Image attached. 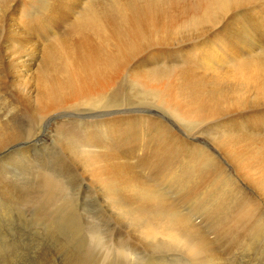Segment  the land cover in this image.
Returning a JSON list of instances; mask_svg holds the SVG:
<instances>
[{"label": "bare ground", "instance_id": "obj_1", "mask_svg": "<svg viewBox=\"0 0 264 264\" xmlns=\"http://www.w3.org/2000/svg\"><path fill=\"white\" fill-rule=\"evenodd\" d=\"M9 1L0 5L1 30L20 0ZM92 2L54 0L34 17L22 8L10 35H2L9 69L0 70V87L15 78L37 103L26 104L32 116L25 135L14 124L0 126V148L19 141L9 154H22L21 163L29 161L26 172L34 167L51 195L60 194V158L68 170H81L83 179H93L96 199H104L102 210L109 207L129 221L145 244L162 253L173 247L196 264H233L236 251L227 263L220 249L230 247L217 241L227 237L250 255L247 262L262 263L263 205L222 159L191 139L210 138L243 185L264 201V0H115L109 13ZM15 49L22 50L17 57ZM31 55L32 63L23 64ZM123 74L130 79L128 92L116 98L109 90ZM0 99L11 106L4 94ZM133 105L161 109L168 117L119 114L118 107ZM63 117L88 123L84 146L61 133L48 145L38 141L33 151L53 155L41 162L42 172L32 165V153L17 145L31 146L34 119L45 124L46 134ZM176 124L186 133L173 130ZM64 151L72 161L62 157ZM7 180L2 194L10 190ZM33 181L28 189L43 191ZM159 255L149 257L155 264L179 262Z\"/></svg>", "mask_w": 264, "mask_h": 264}, {"label": "rangeland", "instance_id": "obj_2", "mask_svg": "<svg viewBox=\"0 0 264 264\" xmlns=\"http://www.w3.org/2000/svg\"><path fill=\"white\" fill-rule=\"evenodd\" d=\"M8 1L9 0H7V2L5 1L6 3H3V1L0 0V5H9L10 1ZM31 1L34 3L31 4ZM95 1L100 2L101 4L103 3L104 12L106 13L112 12L114 9L112 2L115 0H105V2L104 0H91L92 3H96ZM126 1L131 2L132 4H134V2L137 3V0ZM142 1L144 0H141V2ZM53 2L54 0H20L15 8H13V14L9 17L8 24H6L7 26L5 25L3 30H1L2 28L0 29V41L3 37L2 35H10L9 26L12 29L13 23L16 19L15 17L20 16L22 8L28 7V15L34 17L37 13H45L43 11H47L46 9L51 7ZM30 4L32 6H29ZM4 6L1 5V8H4ZM49 17L50 16H47V18ZM38 39L39 38H37V40ZM1 44L2 43L0 42V70L4 71L5 69L6 71L9 69L7 55L6 52L4 53V51H6V46ZM15 50L12 53L13 55H20L18 51L22 53V50L20 49L16 50L17 52ZM32 55L31 57H26L23 64H31ZM35 55L40 56L41 52L38 51ZM14 57H17V55ZM5 63L7 65H5ZM23 64H21L20 70L24 69L25 71L26 67L23 66ZM122 76L117 79L114 86L109 90V93L116 98H120L130 85V79L128 76L125 74ZM17 82V79L11 78L5 82L4 88L0 87L2 89V92L0 89V94H4V96L11 101V106H8V104L5 103L0 105V126L7 125L6 127L11 129V126L14 127V124L16 125L14 128L18 131L16 132L21 134L19 136H23L29 129L27 126L29 124V116H32L29 110L31 107H28H34L37 100H35L34 97L28 98L27 96H24L26 95L25 90L27 89H23V86L19 84L20 82ZM27 100L30 102L27 103ZM32 101L34 102V106L33 104L31 105V103H33ZM16 104L18 105L16 106ZM138 107V105H133L118 107L117 109H120L121 113L119 114H121V116L123 114L153 115L152 117L159 118L163 121L168 117V114L161 109H148L151 107L147 108V106ZM21 109H24L27 114ZM21 112H24V115H21L23 114ZM86 118L88 121L93 119L89 116ZM73 120V117H63L62 120H60L62 122L58 120L59 122H56L55 126L51 128L52 130L45 134V124L37 123L38 121L34 119L35 122L31 125L30 129V139L32 140V142H30V144L32 143L31 146L28 148L25 145L18 144L17 147L19 146L18 148L22 149L20 151H30L33 155L31 157L32 165H37L38 170L40 169L44 172L45 167H43L41 162L43 161L45 164H47L48 161L51 162L50 159L53 155L50 153V157H48L47 154L43 155L42 150L37 149L33 151V148H35L34 145L37 144L38 141H44V143L48 145L52 142L54 139L53 136L56 133H61L66 141H69L78 147L84 146L83 136L85 130H87L85 127L88 123L81 125ZM49 124L50 123H48V125ZM33 126L36 127L34 128ZM172 128L177 132L184 131L186 133V129L182 126L180 127L178 124L174 125ZM191 140L195 143L206 146L216 155V157L222 159L221 162L229 168L228 170L230 171V174L236 178L239 185L248 192L249 196L250 194L253 195V197L255 196L254 198L264 207V201L260 195L250 190L246 184L243 185L244 182L240 179L241 177L238 175L235 168L228 165L227 160H223L220 149L210 138L206 135L198 134ZM17 142L12 144L9 143L11 145L7 144V147L3 146L4 148H0V172L1 169L5 168L0 173V177L3 179L0 178V180H2L0 181V185L3 183L6 175L10 176V180H7L10 184V190H8V193L6 194L0 193V264H153L154 262L149 257L153 254L166 255L169 258L168 260H171L172 258L175 262H180L175 264H196L191 261L190 257L181 255L180 251L173 247H171L172 250L164 251L163 253L162 250L164 249H160L158 245L150 247L149 244H145L142 241L140 233L133 232V228L129 221L118 217L115 213L108 212V210H110L109 207L102 210L104 199H96L97 195L94 193V189L91 186L93 179H91L90 176H86L83 179L80 176L81 170H79V174L70 169L68 170L67 167L63 166L64 161L62 158L59 160V163L61 162L62 176L59 178L58 183L60 182V188L65 187L66 190L59 188V195H56V193L53 195L49 194L48 190L46 191L44 189L49 185L46 184V182H43V184L40 183L43 180L40 178L39 181L38 174L34 167L33 173L26 172L29 170V161L22 160L21 163L20 156L22 154L20 155L16 152L9 154V152L12 151V148L16 146L15 143ZM81 142L83 143V146L80 145ZM59 151V149H56V152ZM62 157H68L70 161H72V157L70 158L69 155L67 156L66 151H64ZM17 159H19V161L16 164L15 160L17 162ZM5 170L7 171L5 172ZM2 173L3 175H1ZM34 179L37 180L35 184L42 186L43 191L38 190L39 192L35 193L32 192L31 189H28L30 184L34 183ZM169 194L173 196V192L169 191ZM9 205H11V210L8 211ZM210 235L212 236L215 234H208L209 237ZM212 237L214 238V236ZM212 237H210V239ZM214 239L216 240V235ZM225 239L227 240L217 241L224 245L227 244V246L230 247L227 249H220L221 253H225L223 258L227 263H229L227 261L228 254L232 255L235 253L234 251H236V255L233 256V264H255L247 262L250 255L238 248L239 246H237L235 242L227 237H225ZM230 241L233 244L230 243ZM172 254L173 257L171 256ZM244 260L247 261L245 262ZM261 261L262 263L260 264H264V258ZM257 264H259V262H257Z\"/></svg>", "mask_w": 264, "mask_h": 264}]
</instances>
